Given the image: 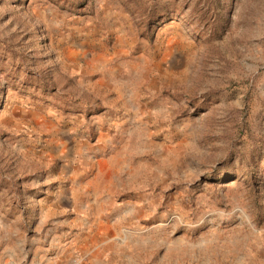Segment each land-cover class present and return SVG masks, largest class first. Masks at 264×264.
Segmentation results:
<instances>
[{
	"label": "rangeland",
	"instance_id": "374dc122",
	"mask_svg": "<svg viewBox=\"0 0 264 264\" xmlns=\"http://www.w3.org/2000/svg\"><path fill=\"white\" fill-rule=\"evenodd\" d=\"M0 264H264V0H0Z\"/></svg>",
	"mask_w": 264,
	"mask_h": 264
}]
</instances>
